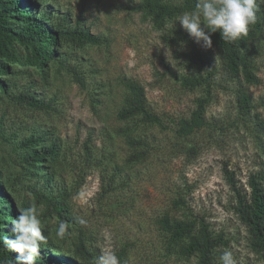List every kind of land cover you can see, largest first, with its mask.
Wrapping results in <instances>:
<instances>
[{"label":"rangeland","instance_id":"1","mask_svg":"<svg viewBox=\"0 0 264 264\" xmlns=\"http://www.w3.org/2000/svg\"><path fill=\"white\" fill-rule=\"evenodd\" d=\"M167 1L178 5L183 0ZM139 3H40L38 12L49 8L54 18L67 15L71 25L81 19L108 44L80 49L61 45L58 59L63 64L58 59L48 62L47 79L25 60L24 48L16 45L20 60L8 63L10 73L0 75L8 90L0 93V185L18 212L33 205L43 209L41 220L52 245L39 251L47 259L58 256L74 261L76 246L82 242L93 258L82 259L81 264H95L106 250L118 257L125 250L121 264H196L195 257L186 260L168 249V235L158 222L169 214L205 220L213 233L222 234L228 244L218 250V256L228 250L237 264H264L234 211L235 197L224 172L228 169L246 189L250 175L264 172V29L261 39L250 46L259 83L249 88L253 110L244 117L238 109V86L225 71L220 51L195 43L175 19L164 29H155L138 10ZM12 25L19 26L15 20ZM72 68L83 76L85 87L74 80ZM209 71L214 76L207 126L181 137L177 134L180 120L190 118L196 100L207 94L204 88H184L182 80ZM130 80L144 86L149 109L161 117L164 127L117 118L128 94L124 83ZM20 93L32 94L51 108L40 111L18 103L12 97ZM122 128L145 140L147 155L140 162L128 161L135 151L119 133ZM31 136L42 138L39 145L54 140L60 144V157L48 170L36 171L24 162L33 148L40 147L22 146ZM38 191L57 198L68 195L74 223H69L63 238L56 236L58 218L37 203ZM14 216L0 219L10 239H14ZM77 217L87 224H78Z\"/></svg>","mask_w":264,"mask_h":264},{"label":"trees","instance_id":"2","mask_svg":"<svg viewBox=\"0 0 264 264\" xmlns=\"http://www.w3.org/2000/svg\"><path fill=\"white\" fill-rule=\"evenodd\" d=\"M11 1L13 0H0V75L10 73L8 63L20 60L16 53V45L24 48L25 60L40 68L44 78L47 79L48 73L45 68L48 66V62L59 58L61 45L68 44L80 49L108 44L106 38L92 33L81 19L71 25L67 15L59 19L54 18L49 8H42L38 12L40 3L45 0ZM256 2L258 5L257 20L249 27L247 36L229 43L222 39L219 31L211 34L212 47L220 51V59L225 71L231 81L238 86L236 94L238 109L244 117L250 116L253 110L249 88L259 83V79L255 75L256 68L253 64L250 46L260 40L263 34L264 0H256ZM195 3L196 0H183L178 5L171 4L167 0H140L138 10L152 21L155 29L162 30L178 15L194 8ZM14 20L19 25L18 27L12 25ZM185 40L188 41V38ZM58 60L60 61L61 58ZM60 63L63 64L62 61ZM70 73L81 87H85L84 78L76 68H72ZM213 76L214 71H209L206 76L183 78L182 86L184 88L190 91L204 88L207 94L196 100L197 106L190 118L180 120L177 130L179 136H190L207 126L206 113L212 101ZM124 86L128 94L117 118L122 122L138 120L150 126L164 127L161 117L149 109L144 86L132 80L125 82ZM0 93L8 94L7 86L1 78ZM12 98L18 103L40 111L51 108L49 103H45L29 93L16 94ZM261 125L264 126V123ZM119 133L125 137L127 145L135 151L130 155L128 161L137 163L146 157L147 145L143 138L132 136L129 128H122ZM40 142H43L42 138L31 136L24 140L22 146H38ZM39 146L37 150L33 148L23 160L36 171L48 170L52 167L51 163L58 161L60 157V144L54 140L48 146L45 144ZM85 153L90 154L88 146L85 147ZM43 164H46L45 168L41 166ZM224 172L235 197L234 211L249 233L252 250L264 260V172L248 177V189L244 188L228 169H225ZM46 178L51 181L52 176L47 175ZM4 187L0 185V219L4 216L15 217L14 215L17 216L19 213L14 203L8 199L9 195ZM35 197L37 203L44 205L51 216L58 218V223L65 222L68 227L69 223H74L66 203L68 195L57 198L54 195L38 191L35 193ZM183 203V201L176 202L175 206L179 207ZM158 223L163 232L168 235V249H174L181 258L186 260L195 257L196 264H217L218 250L228 244L222 234L213 233L205 220L176 219L165 214ZM43 234L46 235L44 231ZM3 236L10 239L9 233L0 226V238ZM51 245L48 238L47 244L42 246L51 248ZM20 255L15 251L9 252L0 244V264H16ZM76 256L74 261L58 256H51L47 259L44 254L40 253L37 264H81L82 259L93 258V254L88 252L82 242L76 246ZM125 256L126 251L122 250L119 255L121 262H124Z\"/></svg>","mask_w":264,"mask_h":264},{"label":"clouds","instance_id":"3","mask_svg":"<svg viewBox=\"0 0 264 264\" xmlns=\"http://www.w3.org/2000/svg\"><path fill=\"white\" fill-rule=\"evenodd\" d=\"M257 10L256 0H196L194 8L178 15L174 22L179 21L195 43L211 48V34L217 31L222 39L229 43L247 36L249 27L256 23ZM18 210L19 215L11 221L14 239L3 236L0 238V244L9 252L21 254L16 264H37L39 250L48 242V236L43 234V209L33 205ZM76 222L80 225L87 224L82 217H77ZM67 231L68 225L60 222L56 228V236L63 238ZM95 264L121 262L115 251L106 250L95 259ZM217 264H237V261L231 251L225 250L217 257Z\"/></svg>","mask_w":264,"mask_h":264}]
</instances>
